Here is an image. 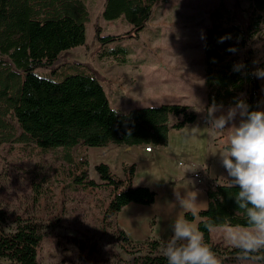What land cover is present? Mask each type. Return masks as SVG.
Segmentation results:
<instances>
[{"label":"trees","instance_id":"trees-1","mask_svg":"<svg viewBox=\"0 0 264 264\" xmlns=\"http://www.w3.org/2000/svg\"><path fill=\"white\" fill-rule=\"evenodd\" d=\"M167 1L105 0L102 19L107 22L123 19L131 27V32L123 36H101L96 28V38L103 48L117 44L116 49L110 47L108 58L124 65L129 51L119 43L123 38H138L154 6ZM252 1L256 17L247 27L232 17L223 20L226 12L216 11L212 15L203 43L207 107L213 103L217 107H236L242 101L249 112L261 111L260 91L264 95V89L252 70L251 43L264 25V0ZM88 22L86 0H0V145L30 141L41 150L109 146L162 149L168 146L171 130H181L197 120L191 107L178 104L133 108L121 114L111 108L102 85L81 65L58 67L62 52L85 44ZM221 37L228 38L218 42ZM40 69L50 72L41 74ZM171 117L175 118L173 123ZM85 164L81 161L74 165L77 171L82 170L84 178ZM95 170L105 185L111 187L101 230L128 248L130 259L122 264H167L161 240L134 245L116 221V216L131 203L153 205L157 192L132 186L135 164L123 166L122 179L105 164L96 165ZM231 179L227 174L224 182L206 184L203 191L207 207L196 215L188 212L183 216L197 223L217 258L222 248L211 243L207 225L246 223L234 199L239 186L231 187ZM5 221L6 214L0 208V264H43L38 260V249L47 227L36 220H26L18 223L14 232H6ZM51 225L57 226L55 221ZM258 262L264 264V260Z\"/></svg>","mask_w":264,"mask_h":264},{"label":"rangeland","instance_id":"rangeland-1","mask_svg":"<svg viewBox=\"0 0 264 264\" xmlns=\"http://www.w3.org/2000/svg\"><path fill=\"white\" fill-rule=\"evenodd\" d=\"M104 3L105 0H86L89 22L86 24L85 44L62 52L57 66L81 65L102 85L111 108L121 114L151 102L159 105L178 104L167 102L171 98L159 99L166 102L158 103L159 101L154 98L167 94L170 96V92L159 87L154 89L160 90L154 91L149 86L173 84L176 77H181L183 82H186L184 79L187 81L191 79V83L194 80L195 85H201L205 32L211 26V18L216 11L226 12L223 20L232 17L243 27H247L256 17L252 0L158 2L153 8L151 20L147 23L145 31L136 39L123 38L119 43L129 51L128 64L122 66L114 59L108 58L110 47L116 49L117 44L103 48L96 38V28L100 29L101 36H123L131 32V27L123 19L114 22L103 20L101 13ZM251 49L252 70L264 89V77L256 75L257 70H264V25L254 37ZM174 57L178 59L175 60L178 64L177 70L172 69L176 64L169 60ZM179 60H182L181 64ZM159 62L161 64H158ZM38 72L47 74L50 70L40 69ZM174 95L172 97H175ZM202 95V91L198 89L193 97L196 102L192 108L200 123L207 115V109L202 107ZM205 99L206 97L204 102ZM260 99L261 111L264 112L262 91ZM217 108L215 115L219 116L234 107ZM240 119L237 115L226 128L233 124L238 126ZM174 121L175 118L171 117L170 122ZM181 131L182 129L175 132ZM189 131L181 136L189 138ZM16 132L19 133L17 128ZM219 134L216 141L225 145L230 130L226 129ZM203 138V134L198 140L194 135L192 137L200 144ZM198 147L199 145H195L194 148ZM127 149L109 146L56 147L41 150L30 141L0 145V208L6 214L5 231L14 232L17 224L26 220H36L45 225L46 236L38 249V260L43 264L60 261L71 264H122L128 261L130 259L128 248L101 230L102 215L110 198L111 187L105 185L95 170L96 165L105 164L114 175L124 176V165L130 166L133 165L132 162H137L143 167L147 166L148 160L133 157L134 151ZM81 161L86 162L83 167L86 171L85 178L82 170L77 171L74 166ZM123 162L124 165H121ZM180 169H185L184 165L180 166ZM145 173L149 174V171ZM143 178L144 175L140 180ZM140 180L134 182L139 183ZM89 182L93 184L90 185ZM146 216V212L140 213V225L137 229L138 236L145 239L142 241L129 239L130 242L136 245L147 240L166 241L162 229L153 232L152 228L148 227L150 219L147 221ZM53 221L57 225L55 228L51 225ZM210 237L212 244L222 248L218 258L221 264H241L238 254H231L236 249L227 243L219 228L211 231ZM224 252L231 255L222 254ZM246 264L261 263L248 261Z\"/></svg>","mask_w":264,"mask_h":264},{"label":"clouds","instance_id":"clouds-1","mask_svg":"<svg viewBox=\"0 0 264 264\" xmlns=\"http://www.w3.org/2000/svg\"><path fill=\"white\" fill-rule=\"evenodd\" d=\"M228 37H221L223 42ZM235 51V49H229ZM264 77V70H257ZM217 106L207 109V123L214 132L230 130L227 143L219 155L222 165L231 179V187L239 186L234 199L246 221L244 226L225 223L222 226L209 223V231L219 228L227 243L238 251L241 264L264 260V112L248 111L240 101L226 114L216 116ZM239 115V125H227ZM198 127H194L193 131ZM179 208L196 215L199 205L196 192L181 195L174 192ZM175 207V205H173ZM161 251L167 264H221L216 253L204 240V233L197 226L178 216L172 224V235L162 241Z\"/></svg>","mask_w":264,"mask_h":264},{"label":"crops","instance_id":"crops-1","mask_svg":"<svg viewBox=\"0 0 264 264\" xmlns=\"http://www.w3.org/2000/svg\"><path fill=\"white\" fill-rule=\"evenodd\" d=\"M128 58L129 57H126L125 65L128 64ZM169 60H173L171 62L176 64V66L172 67V69L177 70L178 64L175 60L178 59L174 57L173 59ZM181 61L182 60H179L178 62L181 64ZM158 64H161V62H159ZM159 69H161V67ZM169 80L173 81L172 79ZM184 81L186 82H183L181 77H176L174 78L173 84L159 85L157 87L156 85H152L149 87L152 89L158 87L165 88L170 92V96L167 94L158 98H154L159 101L158 103L166 102L164 100L163 102L159 99L171 98V100L167 102L178 103V105H187L191 107V109L193 108V103L196 102L193 97L197 93L198 89H200L203 93L201 99L202 107L208 109L209 107H207L206 99L205 102L203 101L207 93V89L205 87L204 65L201 85H195L194 80H192L191 83V79H188V81L187 79H184ZM158 90L160 89H154V91ZM172 95H174L175 97H172ZM156 106L160 105L151 102L148 105L136 106V108ZM194 127H198L197 130L193 131ZM187 130H190V137L186 138L184 136H181V134H183ZM202 134L204 138L203 140H201L202 142L200 144L199 141L196 140L200 139ZM193 135L196 140L192 139ZM219 135V132H214L209 127L206 117H203L202 123H200L199 119L197 118V120L193 124L185 126L181 132H175L171 130L168 134V146L163 150L161 148L152 147V152L147 153L142 147H131L127 149L128 151H134L133 157L149 161L147 162L146 167H143L137 162H132L136 166L134 179L140 180L143 175L145 177L140 180L139 183H136L134 182L135 180H133L132 186L148 187L157 192V197L153 205L140 206L131 203L124 207L122 211L116 216L117 224H119L121 229L123 228L125 230L124 231L122 229L130 240L142 241L143 239H145L138 236L139 232L137 231L140 225L139 215L142 212L147 213V221L150 219L148 222V227L150 229L152 228L153 232H159L160 229H162L165 233L164 240H167L171 237L172 224L174 220L178 216L183 217L185 213H188L180 209L179 205L176 202L174 192L177 190L181 195H184L186 192H196V203L200 204L198 211L203 210L207 207L208 200L205 192L203 191L204 185H217L227 180L226 170L224 169L221 159L217 154L222 150V146L224 145V143L216 141V138L219 137ZM195 145H199L198 149L194 148ZM183 161H185L186 163H184ZM122 164L124 165V162L121 163V165ZM183 165L185 169H180V166ZM145 171H149V174H146ZM196 174L200 175L199 179L194 177ZM117 177L121 178L123 176L117 175ZM198 180H200V182H198ZM173 205H175V207H173ZM191 223L195 226L197 224L196 222Z\"/></svg>","mask_w":264,"mask_h":264},{"label":"built area","instance_id":"built-area-1","mask_svg":"<svg viewBox=\"0 0 264 264\" xmlns=\"http://www.w3.org/2000/svg\"><path fill=\"white\" fill-rule=\"evenodd\" d=\"M152 150H153L152 149V146L145 148V152H147V153L152 152ZM194 177L199 179L200 178V175L199 174H196ZM198 182H200V180H198Z\"/></svg>","mask_w":264,"mask_h":264}]
</instances>
